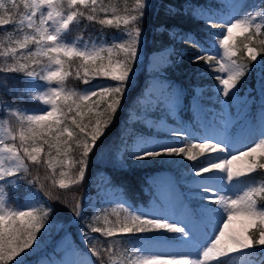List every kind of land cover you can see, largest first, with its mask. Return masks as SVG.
<instances>
[{"label":"snow or ice","instance_id":"6c2138e0","mask_svg":"<svg viewBox=\"0 0 264 264\" xmlns=\"http://www.w3.org/2000/svg\"><path fill=\"white\" fill-rule=\"evenodd\" d=\"M10 2L9 8L0 0V32L5 31L4 26H12L5 37L8 46L0 43V56L5 58L0 73L28 78L25 94L47 107L29 110L0 101V264H29V257H36L35 264H96L91 257L98 258L100 264H235L238 256L248 257L245 264H264V183L257 186L247 182L254 173L264 172V102L259 121L253 117L247 126L245 139L258 137L254 145H246L247 150L236 148L235 143L243 141H233L227 129L232 120L231 108L242 100L241 90L253 70L259 73L260 94L264 97V39H258L264 35V0L253 4L224 0L218 6L222 11L200 5L185 9L184 14L192 15L208 29L200 38L192 33L168 31L171 39L198 49L199 54L189 58V63L205 62L210 74L199 71L198 75L217 82L209 89L212 95L208 99L213 101L214 97L213 102L220 105L222 118L227 122L223 139L201 138L187 125H180L167 129L170 143L137 137L128 145L129 158L138 162L165 156L197 162L205 157L187 169L195 203H182L177 213L166 208H136L126 200H109L104 214L94 215L92 222L84 225L87 231L80 230L87 252L77 253L69 243L62 255L53 248V255H58L55 260L48 255L46 241L57 229L64 233V239L68 233L55 218L54 208L41 199L40 192L49 201L61 198L45 191V185L40 183L30 193V200L11 207L6 188L39 181V177H32L29 163L46 165L50 173L46 179L54 187L68 190L84 185L90 157L100 158L106 147L98 148L97 142L112 125L131 88L142 44L141 25L151 5L148 0H133L127 6L125 0V14L121 15L115 5H106L104 0ZM179 11L166 6V14ZM109 12L111 16L107 15ZM98 13H104V18H98ZM82 20L95 21L102 29L117 32L110 40L103 31L87 40L83 35L70 39ZM240 51L249 63L238 62ZM71 76L88 87H67ZM93 80L115 83L93 84ZM203 93L201 88L194 96L198 104ZM163 99L169 112L176 110L175 92ZM208 111L214 123L216 113ZM13 118L15 127L10 126ZM76 149L80 150L79 159L70 155ZM121 167H126L122 160ZM105 191L97 192L96 201L87 191L79 198L73 196V218L77 222L85 219L89 208L100 211L98 206L103 203ZM109 214L116 219L110 220ZM236 221L242 224L241 228L234 226Z\"/></svg>","mask_w":264,"mask_h":264},{"label":"trees","instance_id":"16d2710c","mask_svg":"<svg viewBox=\"0 0 264 264\" xmlns=\"http://www.w3.org/2000/svg\"><path fill=\"white\" fill-rule=\"evenodd\" d=\"M2 2L8 5L9 8L11 7L10 0H2ZM19 2L20 0H17V3ZM148 2L151 7L146 11L141 25L143 29L142 47L144 58L150 52H154L166 46H171V52L169 54L170 62L165 67V73L170 82L176 83L177 88L181 90L184 104L177 112L181 123H186L191 132H196L194 135L203 138L206 136L204 119L208 118L213 123V117L208 111V109H212L216 113L213 123L214 126L220 130H224V126L227 122L222 118L220 105L213 102L214 97L213 101L208 99V97L212 95L209 89L217 82L213 79L198 75L199 71L210 74V69L205 66V62L203 61L198 65L189 63V58L199 54L198 49L188 43H181L173 40L168 35V31L174 30L183 33H192L196 38H200L208 29L198 20L193 19L192 15L184 14V10H191L197 5L205 7L213 6L215 0H148ZM104 3L106 5H115L120 10L118 14H125L123 11L125 0H104ZM132 3L133 0H127V6H131ZM168 5L180 11L175 15L166 14V6ZM22 10L21 6V11ZM97 15L98 18H104L105 16L104 13H98ZM107 15L111 16L112 13L109 12ZM4 29V32H0V43H4L5 46H8L9 41L5 37L7 31L12 30V26H4ZM101 31H103L108 40L117 32L116 29L112 28L105 27L102 29V26L95 21L89 22L82 20L81 27L73 30L70 39L76 35H83L84 39L87 40L89 37L99 36ZM15 38L16 36L13 35L12 39L14 40ZM258 39H264V35H261ZM144 58L142 61L139 60L138 62L135 75L132 78L131 88L125 93L121 110H118L112 125L106 130L101 140L97 142L98 148L103 146L106 147H104L100 158L94 159V157H90L89 171L86 175L84 185H76L68 190L54 187L51 184V180L46 179L50 174L46 165L37 166L29 163V171L32 177H39V181L34 185L21 182L15 186L14 189L6 188V192H9V206L16 207L24 204L26 199L30 196V193L38 189L40 183H43L45 185V191H50L53 196H59L61 199L49 201L48 198L44 196L43 191L40 192L41 199L46 202V205L50 204L54 208V216L57 221L65 226L66 231L72 233V237L76 241L78 247L84 251L88 250V246L86 242H83V238L79 236V229L84 228L85 223H91L92 217L96 215V213L87 209L85 219L77 222V220L73 218L70 208L75 203L73 196L79 198L85 191L91 192L94 190V182L99 172H102V174L106 176L108 182L118 189L122 197L136 208L141 206L148 207L151 200L155 198V192L151 186L150 180L158 176H169L175 182L177 188L184 193L188 206H192V204L195 203V197L193 195L194 190L187 182V169L194 166V164H200L204 161L205 157H200L197 162L187 161L181 157L166 156L138 162L129 158V148H125L126 138L129 136V129L135 127L137 130L143 131L145 128L135 125L136 122L133 123L131 120V113L138 107V99L142 96L143 90L151 77L144 67ZM236 59L240 63H249L243 51L239 52ZM4 60L5 58L0 56V64H3ZM8 61L11 62V58H8ZM75 67L76 65L73 64V71H75ZM255 72L256 71L253 70L248 74L244 89L241 90L242 96L252 95L254 93L249 91V89L254 88L256 80ZM27 80L28 78L24 77L22 74L0 73V101L4 104L29 110L47 107L40 102L30 99L29 96L25 94ZM99 81L101 80H93L92 83L96 84ZM66 86L69 88H76L77 90H83V88L87 87L83 85L81 81L75 79L74 76L68 78ZM196 87L204 89L203 96L199 101L202 119L196 116L194 110L191 108V101L195 96ZM260 106L261 103L259 102L245 104L242 100L238 104L233 105L231 108L232 120L231 123H227L228 131L230 130L231 133L234 134L236 129L245 128L247 122H252L253 117H255L257 121ZM0 115H3V108H0ZM180 120L176 122L177 125H182ZM15 125L16 121L15 118H13L10 121V126L15 127ZM241 150L247 149L244 146ZM119 152L122 155L121 158L124 159L123 163L126 167H121V158H117ZM70 155L73 159H79L80 150L76 149ZM256 155L259 157V153ZM59 171L60 169H57V179H59ZM74 171L75 169L72 170V172ZM247 182L259 186L264 183V172L254 173L252 179ZM85 185H87V187H85ZM65 200L67 203H64ZM190 200L192 204L189 203ZM110 212L111 209L109 210V213ZM121 215H123L122 212ZM109 219L115 220L116 217L115 215L109 214ZM96 234L100 236L99 233ZM152 234L155 233H149V235ZM62 235L63 232L57 229V231L53 232L47 239L48 253L53 250L54 243ZM100 244L103 245L104 242L101 240ZM102 258L105 260L107 259L103 254ZM35 260L36 257H29V264H35ZM92 260H94L96 264H100L98 258L92 257Z\"/></svg>","mask_w":264,"mask_h":264},{"label":"rangeland","instance_id":"374dc122","mask_svg":"<svg viewBox=\"0 0 264 264\" xmlns=\"http://www.w3.org/2000/svg\"><path fill=\"white\" fill-rule=\"evenodd\" d=\"M208 1V0H207ZM224 0H215L213 6H207V8H211L213 11L221 10L218 6L223 3ZM248 4L256 3L257 0H246ZM215 31H219L216 29ZM163 49H168L164 51ZM171 52V46H166L154 52H150L144 58V51L141 44V50L139 55V60L142 61L143 58L145 60L144 67L151 75L148 84L145 86L143 90L142 96L138 99V107L132 111L131 113V120L133 123L136 122L135 125L143 128V131L137 130L135 127H131L129 129V133L126 138L125 148H128V145H131L133 141L137 137H142L145 140H153L158 141L160 143H170L172 142V138L170 137L167 129L169 128H176L180 125H177L176 122H179V115L177 112L180 110L181 106L184 104L182 100L181 90L177 88L176 83H171L169 78H167L165 73V67L170 62L169 54ZM259 68V65L256 66ZM256 80L254 88H250L249 91L254 92L252 95H243L242 101L249 104L250 102H264V97L260 94L259 89V73L256 71ZM43 83V82H39ZM98 83H115L112 81H105L101 80ZM88 87V86H87ZM200 90L199 87L195 88V95ZM175 92L178 95V107L175 111L169 112L167 108L166 101L163 99V96H167L170 93ZM163 94V95H162ZM255 94V95H254ZM191 108L194 110V114L201 118V107L198 104L196 99H192L191 101ZM177 117V118H176ZM260 117V111L258 113V120ZM181 123V120H180ZM182 124V123H181ZM251 122H247L245 128L236 129L234 134L231 133L229 130L228 133L232 134L233 141H243L235 143V147L241 149L242 147H246V145H254L255 142H258V137H248L245 139L247 135V126L250 125ZM186 125V123L182 124ZM204 130L206 132V136H212L217 139H223L224 137V130H220L219 128L215 127L214 124L208 119H204ZM193 132V131H192ZM196 132L194 131L193 134ZM119 157L121 158L120 152L118 153ZM227 155V154H226ZM124 162V159L121 158ZM151 186L155 192V198H153L150 202L148 207L141 206L139 208H166L176 211L177 213L181 210V204L187 205V200L185 199L184 193L177 188L175 182L169 176H158L156 178H152L150 180ZM101 189H106L105 193L102 195L101 203L98 207L100 211H95L92 208H89L91 211L95 212L96 215H103V208L106 206L107 201H117V200H125L117 188L112 186L105 175L102 172H99L95 182H94V190L88 192L93 201L97 199V192ZM31 197L29 196L26 201L30 200ZM25 201V202H26ZM127 201V200H126ZM128 202V201H127ZM129 204V202H128ZM111 207H115V205H111ZM234 226L237 228H241L242 224L239 221L234 222ZM85 231L87 229L81 228ZM81 229H79V236H81ZM68 235L67 238L64 239V233L60 236L53 245V248L56 249V253L62 255L67 250V246L71 243L72 248L77 251V253L87 252L83 249L79 248L76 241L72 237V233L67 231ZM93 236L99 237L96 233L92 234ZM149 235V234H148ZM154 235V234H152ZM167 235H174V234H167ZM105 239V238H104ZM104 242V240H102ZM48 255L51 259L55 260L58 258V255H53V252L50 251ZM92 258V257H91ZM248 257H236L235 264H245Z\"/></svg>","mask_w":264,"mask_h":264}]
</instances>
